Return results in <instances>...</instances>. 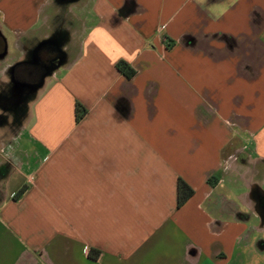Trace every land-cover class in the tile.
Listing matches in <instances>:
<instances>
[{"label": "crops", "instance_id": "1", "mask_svg": "<svg viewBox=\"0 0 264 264\" xmlns=\"http://www.w3.org/2000/svg\"><path fill=\"white\" fill-rule=\"evenodd\" d=\"M58 29L65 61L3 152L0 264L264 253V0H0V98ZM179 180L192 194L177 207Z\"/></svg>", "mask_w": 264, "mask_h": 264}, {"label": "flooded vegetation", "instance_id": "2", "mask_svg": "<svg viewBox=\"0 0 264 264\" xmlns=\"http://www.w3.org/2000/svg\"><path fill=\"white\" fill-rule=\"evenodd\" d=\"M60 4L66 5L70 0H58ZM64 32L63 30H56L53 37L47 42L40 43L38 45H33V50L28 51L27 56V68L26 67H16L13 68V74L15 81L24 84L26 87L24 89H3L1 99H9L12 97L10 92L13 94L15 92L21 93V98L28 99L31 97V88L33 85L38 84L42 78L50 71L51 68L57 66L66 57V52L59 46L63 41ZM0 54H2V47H0ZM59 67V66H58ZM57 67V68H58ZM56 68V69H57ZM7 95V97L5 96ZM13 99L10 100V102ZM25 105V104H24ZM24 107V106H23ZM24 111V108H22ZM254 199L256 200V208L260 213V219L264 221V195L258 191L252 192Z\"/></svg>", "mask_w": 264, "mask_h": 264}, {"label": "rangeland", "instance_id": "3", "mask_svg": "<svg viewBox=\"0 0 264 264\" xmlns=\"http://www.w3.org/2000/svg\"><path fill=\"white\" fill-rule=\"evenodd\" d=\"M14 90V89H13ZM12 97L7 101L6 99L0 98V125L4 126L5 130L3 133V130L0 129V180L3 178L2 173L5 170L7 166H9V158L5 160V157H3V152H7L8 149H11L14 145V143H9L6 141L9 140V137L14 135V133L17 131L20 122V118L22 115V108L26 102V99L21 98V93L18 91L14 94L10 92ZM7 97V95H5ZM13 99L11 102L10 100ZM1 127V126H0ZM7 157V156H6ZM258 225H260V221L258 222ZM255 237L257 238H263L264 240V231L263 232H254ZM253 259H246L244 261V264H264V253L262 254H256L252 257Z\"/></svg>", "mask_w": 264, "mask_h": 264}, {"label": "trees", "instance_id": "4", "mask_svg": "<svg viewBox=\"0 0 264 264\" xmlns=\"http://www.w3.org/2000/svg\"><path fill=\"white\" fill-rule=\"evenodd\" d=\"M118 70H120L122 73H124L126 76H132L134 74V71L127 66L126 63L120 61L116 64ZM74 110H75V121H79L80 118L85 114V108L79 103L75 102L74 104ZM177 207H180L187 198L192 194V190L187 186L186 183L179 180L177 184ZM23 192V189H20L17 193L14 194V198H17L19 195H21ZM98 254V250H91L90 251V257L95 258Z\"/></svg>", "mask_w": 264, "mask_h": 264}, {"label": "water", "instance_id": "5", "mask_svg": "<svg viewBox=\"0 0 264 264\" xmlns=\"http://www.w3.org/2000/svg\"><path fill=\"white\" fill-rule=\"evenodd\" d=\"M44 42H45V41H44ZM59 46H60V45H59ZM64 61H65V60L63 59L61 63H59L57 66L51 68L50 71H49L46 75H50V74L52 73V71L55 70V69H56L58 66H60L61 64H63ZM44 77H45V76H44ZM44 77L42 78V80H41L38 84H35V85L32 86V88H31V92H32V93H34V92L37 90V88H38L39 86L42 85L43 80H44ZM32 93H31V94H32ZM253 191H258V192H260V193H262V194L264 195V191H262V190H261L260 188H258L257 186L254 187V188L252 189V192H253Z\"/></svg>", "mask_w": 264, "mask_h": 264}, {"label": "built area", "instance_id": "6", "mask_svg": "<svg viewBox=\"0 0 264 264\" xmlns=\"http://www.w3.org/2000/svg\"><path fill=\"white\" fill-rule=\"evenodd\" d=\"M13 196V195H12Z\"/></svg>", "mask_w": 264, "mask_h": 264}]
</instances>
